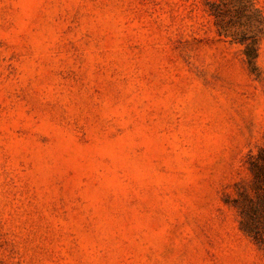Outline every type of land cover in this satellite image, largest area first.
Here are the masks:
<instances>
[{"label": "rangeland", "instance_id": "1", "mask_svg": "<svg viewBox=\"0 0 264 264\" xmlns=\"http://www.w3.org/2000/svg\"><path fill=\"white\" fill-rule=\"evenodd\" d=\"M263 149L264 0H0V264H264Z\"/></svg>", "mask_w": 264, "mask_h": 264}, {"label": "trees", "instance_id": "2", "mask_svg": "<svg viewBox=\"0 0 264 264\" xmlns=\"http://www.w3.org/2000/svg\"><path fill=\"white\" fill-rule=\"evenodd\" d=\"M251 53V54H250ZM248 57H250V63H255L256 62V59H257V56H258V54H257V49H252V51H251V49L248 51ZM261 153H264V149H263V151L261 152ZM257 178H260V175H259V177L258 176H256ZM256 236H254V238L255 239H259L258 238V234H255ZM260 239H262V238H260ZM260 241V240H259Z\"/></svg>", "mask_w": 264, "mask_h": 264}]
</instances>
